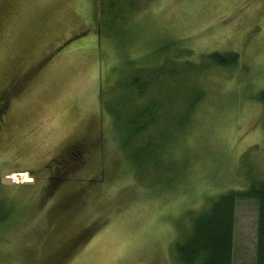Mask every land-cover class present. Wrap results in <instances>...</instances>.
<instances>
[{"label":"rangeland","instance_id":"374dc122","mask_svg":"<svg viewBox=\"0 0 264 264\" xmlns=\"http://www.w3.org/2000/svg\"><path fill=\"white\" fill-rule=\"evenodd\" d=\"M103 1L104 26L98 0H0V264H182L190 215L264 179V0ZM212 51L238 62L187 71ZM161 64V122L188 118V90L201 99L173 157L142 172L109 109L132 106L131 70ZM255 225L237 200L232 264H253Z\"/></svg>","mask_w":264,"mask_h":264},{"label":"trees","instance_id":"16d2710c","mask_svg":"<svg viewBox=\"0 0 264 264\" xmlns=\"http://www.w3.org/2000/svg\"><path fill=\"white\" fill-rule=\"evenodd\" d=\"M104 4L103 0H98V23L103 26L107 25L106 19L113 20L114 8V3H108V7ZM201 57V65L198 62L192 66L185 60L188 72L198 67V71L203 70L211 64L216 67L235 65L239 59L238 53L232 51H212ZM148 70L149 73L144 75ZM165 73L163 64L152 69L140 66L135 71L131 70L126 79L123 78L122 87L129 91L127 100L132 106L126 108L120 104V107L109 109L114 117L116 132L120 133V144L131 162L139 168L138 171L146 172L145 167L153 171L165 159L173 157L168 149L176 131L188 123L189 115L201 99V92L197 88L188 90L186 94L189 96L185 95L183 100L188 118L184 116L175 121L161 122L165 107L160 101L155 81ZM256 99L264 104V90L258 92ZM160 137L168 139L161 147L158 145ZM170 172L173 173V170L170 169ZM173 183L170 176L167 187L171 188ZM239 199H252L256 204L253 264H264V179L259 178L251 179L244 188L228 189L209 197L201 209L190 215L188 231L174 245L175 256L182 264H232L234 214ZM5 209L0 203V216ZM3 216L0 217L1 221L6 218Z\"/></svg>","mask_w":264,"mask_h":264},{"label":"flooded vegetation","instance_id":"af4514ba","mask_svg":"<svg viewBox=\"0 0 264 264\" xmlns=\"http://www.w3.org/2000/svg\"><path fill=\"white\" fill-rule=\"evenodd\" d=\"M2 97L0 96V117L3 113H5V107H6V104H5V101L1 99Z\"/></svg>","mask_w":264,"mask_h":264}]
</instances>
